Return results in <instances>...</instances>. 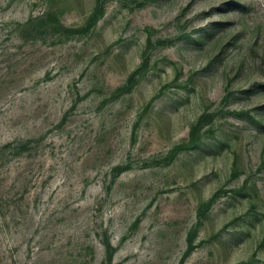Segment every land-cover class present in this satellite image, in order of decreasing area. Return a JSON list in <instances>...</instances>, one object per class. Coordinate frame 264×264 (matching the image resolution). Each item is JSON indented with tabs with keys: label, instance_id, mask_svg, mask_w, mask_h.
Listing matches in <instances>:
<instances>
[{
	"label": "rangeland",
	"instance_id": "rangeland-1",
	"mask_svg": "<svg viewBox=\"0 0 264 264\" xmlns=\"http://www.w3.org/2000/svg\"><path fill=\"white\" fill-rule=\"evenodd\" d=\"M182 257L264 264V0H0V264Z\"/></svg>",
	"mask_w": 264,
	"mask_h": 264
},
{
	"label": "trees",
	"instance_id": "trees-1",
	"mask_svg": "<svg viewBox=\"0 0 264 264\" xmlns=\"http://www.w3.org/2000/svg\"><path fill=\"white\" fill-rule=\"evenodd\" d=\"M103 5H100V4H97L96 5V7H95V9H94V12H93V14H92V19H94V20H96L97 18H99L102 14H103ZM133 77V75L131 76V78ZM204 116V115H203ZM202 117V116H201ZM201 117H200V119H201ZM196 127V126H195ZM195 129L193 128L192 130H191V132H190V143L189 144H187V145H189V146H192V145H195V143H196V141H197V139L195 138ZM182 260H183V257H182V259H181V261H180V263L179 264H181V262H182Z\"/></svg>",
	"mask_w": 264,
	"mask_h": 264
}]
</instances>
